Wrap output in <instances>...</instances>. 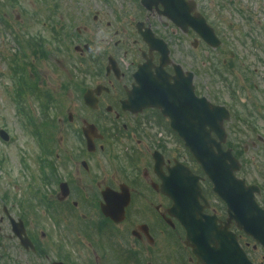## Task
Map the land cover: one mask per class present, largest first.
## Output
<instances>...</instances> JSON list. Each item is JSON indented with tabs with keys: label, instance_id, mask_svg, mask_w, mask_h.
<instances>
[{
	"label": "flooded vegetation",
	"instance_id": "1",
	"mask_svg": "<svg viewBox=\"0 0 264 264\" xmlns=\"http://www.w3.org/2000/svg\"><path fill=\"white\" fill-rule=\"evenodd\" d=\"M58 1L54 9L72 10L73 19L84 24L75 29V38L79 41L80 48L91 46L90 40L98 39L96 36L100 33H104L107 40L100 37L99 43L96 42L97 50L93 49V53L79 49L78 63L86 79L68 84L78 86V90H73L72 93L76 98L67 100L68 106L72 105L70 109L73 113L68 112L67 106L57 118L67 134H79L84 124H93L101 137L92 138V151H88L83 137L85 145H79V151L75 154H58L55 151L51 167L56 176L67 178H63L58 184L66 182L70 193L66 199H55L59 203L88 199L93 206H99L101 194L106 188L117 191L127 186L131 199L126 207V221L120 225H126L127 235L131 238L130 249L127 251L128 246L125 254L129 258H135L137 264L143 263L140 257H151L152 253L161 251L164 245L180 239L175 230L176 224L166 219L168 199L161 196L156 187H152V184L158 183L153 172L154 151L162 154L166 164H171L166 122L158 117L155 110L138 112L139 101L132 104L129 101V94H135L139 87L134 77L135 69L146 60L152 61L154 66L159 62V53L149 50V44L155 45L151 42L154 37L163 41L173 64H177L172 58L173 54L187 45L190 50L188 56L179 51L184 58L183 63L188 67L186 72L192 71L194 74L195 92L200 97L204 96L212 104L227 108L229 113L238 111L237 117L250 115L242 109V104L255 106L258 116L254 122L255 130L250 131L255 132L257 143L252 144L251 150L237 154L243 158L244 154L252 153L251 162L242 165L240 176L249 184L259 187L257 201L264 209V34L253 32L261 30L264 0ZM200 17L219 36L217 59L216 56L212 59L209 47L199 42L192 32L195 23H191V19ZM196 21L199 24V20ZM175 34H179L177 40L174 38ZM110 37L117 40L109 41ZM230 39H236L240 49L250 47L232 52L225 47ZM246 40L248 43L242 45ZM196 51L199 53L195 54ZM199 60L202 70L197 66ZM113 63L114 66L111 65ZM180 64L183 68V64ZM165 71L174 75L173 65H168ZM228 74L238 75L236 88L235 81ZM79 91L80 96L77 94ZM240 121L241 119L236 122L234 117L228 123L229 138L239 135ZM244 126L245 132H248L249 126ZM177 150L180 153L179 148ZM106 152L116 155L114 161L111 162L104 156ZM103 157L105 162H110L109 168L114 174L112 179L106 176L107 165H101ZM145 190L149 191L146 195ZM151 199L153 201L147 205ZM143 201H146V208L142 207ZM210 211L221 221L222 228L228 227L236 235L254 264H264L263 249L238 231L233 222L225 224L228 216L221 207L213 208L210 205ZM90 222V228L97 230L106 226L100 219ZM111 237L118 242L123 241L122 237L115 234H111ZM146 245L153 250L145 255L142 248L147 249ZM175 252L178 253L177 250Z\"/></svg>",
	"mask_w": 264,
	"mask_h": 264
},
{
	"label": "rangeland",
	"instance_id": "2",
	"mask_svg": "<svg viewBox=\"0 0 264 264\" xmlns=\"http://www.w3.org/2000/svg\"><path fill=\"white\" fill-rule=\"evenodd\" d=\"M5 2V0H4ZM21 7L29 12L28 18H25V20H22L23 22L26 21L27 23V28L22 29L19 28H14L12 31L8 30L7 32H4L0 28V56L3 57H9L8 54L13 53V47L11 45V40L16 36L17 34H21L22 32L27 33L28 36H38L39 34L45 35V37L48 39L50 36L48 32H46V29L40 28L38 22L36 21L37 19L34 17V11L37 9L38 3L35 0H21ZM34 5V7H31ZM96 10V9H94ZM70 12L64 15L66 18L69 15ZM12 20L15 19L20 14V10H17L15 12H10ZM261 23L264 25V21H261ZM83 26V23L81 24ZM103 29V28H102ZM94 31H97L96 28L93 29ZM101 30V29H100ZM105 30V29H104ZM97 38L99 37H104L101 36H96ZM95 42V46H98ZM240 50H246V49H240ZM12 51V52H11ZM15 52V51H14ZM66 56V55H65ZM174 58L178 62H183L182 59V53L181 52H175L174 53ZM62 63L63 65H59L56 62L53 63L52 60L47 63L48 66V75L50 77L51 84H54L58 81H62L61 78L67 79L68 76H66V71L69 70L70 65H71V58H62ZM186 67V64H183ZM6 66V65H5ZM44 68V65H42ZM42 68V70H43ZM47 68V67H46ZM11 82L5 77L4 79L0 78V128L4 129L8 135L12 137L11 144L9 145H4L3 143L0 142V159L6 158L5 163L2 166V170L0 171V175L2 176V189L4 188H9L10 190V203L12 205H20L19 200H24L27 202L28 196L25 191L26 185L28 183L33 184L32 182V175H28V172L24 170L22 167V158H25L24 155L25 153L30 155L29 158V165H32L34 168L33 171L35 173H38V168L36 162H34V159L36 158L37 155V150L34 147V145L31 142L30 134H28V131L25 126L22 125L21 119H19L15 113L13 112V102L10 101V97L8 95V90L6 88H10ZM242 136V135H241ZM245 141V139H243ZM66 141L70 143L75 141L74 136H69V137H63L62 141L61 139L57 140V144H66ZM68 143V144H69ZM72 146V144H69ZM252 153H249V156L251 157ZM107 170V169H106ZM112 172V171H111ZM109 175H113V173H109ZM40 185V183L38 182ZM42 188L45 189V186L42 185ZM33 204L35 205V202L31 200ZM31 208H35L32 206ZM35 215H30L29 216V222L31 224V228L36 227V232L40 234L43 232L44 234L47 233L49 236L44 239V244L45 246H48L49 249V256L45 259L43 258H37L35 255L31 254H25L21 247H19L18 242L16 243L15 241L10 240L8 238V235H10V227L5 223L0 225L1 230H0V247L3 246L4 248H7V251L9 250V253L11 254V261L9 262L10 264H50L52 260L58 259L57 257V246L56 243L59 242V234H57V229H54L51 225V222L48 220L46 217V214L39 208L34 209ZM40 214V215H39ZM40 240V237L38 238V242ZM71 240V237H66L63 239L62 245L67 246L66 244ZM40 243V242H39ZM2 249L0 248V251ZM70 253H72V256L79 257L81 258L80 255L83 256V258L86 257H91V250L86 249V251H81L79 248L74 245H69L68 244V249ZM161 251V261H167L171 262L172 261V256L174 255V251L171 247V245H168V248L164 246V248ZM101 251L97 250L96 256L101 255ZM100 258V257H99ZM153 260V259H152ZM150 261V260H149ZM150 263V262H149ZM1 264V261H0ZM182 264V263H181Z\"/></svg>",
	"mask_w": 264,
	"mask_h": 264
},
{
	"label": "water",
	"instance_id": "3",
	"mask_svg": "<svg viewBox=\"0 0 264 264\" xmlns=\"http://www.w3.org/2000/svg\"><path fill=\"white\" fill-rule=\"evenodd\" d=\"M166 109V108H165ZM172 117L173 128L179 129L178 119L175 117L174 106L166 111ZM193 111L187 110L188 117ZM206 123L202 121V117L199 115L198 121L195 124L188 125V128L196 127L198 135L194 139H189L186 146L191 150L195 159L201 164L203 170L208 173L212 183H214V191L216 194L220 195L232 205L233 210L238 213V221L248 222L252 215L250 214V197L252 194L249 190H246L243 181L239 182L234 178V170L238 169L237 162L232 159L229 153L224 154L218 151L215 154L212 150L213 146L218 147V143H215L209 138L208 132L205 130ZM210 126L215 129L218 128V123L216 118L211 121ZM183 170V171H180ZM172 171L171 184L173 188L170 191V195L175 201L174 210L177 218L181 220V223L188 232H193L189 229L194 222H197L196 216L199 214L198 208L196 206V198L199 196L198 183L196 178H194L188 169H174ZM181 173V175H179ZM183 174V175H182ZM182 176V177H181ZM258 211L257 206L253 207L252 210ZM254 219V218H252ZM244 222V223H245ZM251 225V223H250ZM203 236L201 233L198 236H192L191 239L198 240ZM207 238V236L205 237ZM204 238V239H205ZM203 239V240H204ZM202 240L196 241V252L198 256H204L207 251V255L214 256L209 262L212 264H223V251L220 248L221 243L215 245V248H207L205 243L200 242ZM243 264H247L246 260H242Z\"/></svg>",
	"mask_w": 264,
	"mask_h": 264
}]
</instances>
